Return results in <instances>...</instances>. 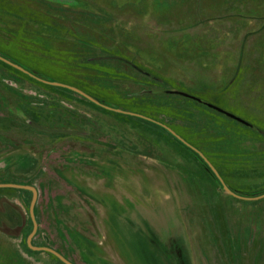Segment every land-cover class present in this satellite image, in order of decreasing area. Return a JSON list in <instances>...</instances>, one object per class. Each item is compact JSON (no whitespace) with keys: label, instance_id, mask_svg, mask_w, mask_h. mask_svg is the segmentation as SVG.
Segmentation results:
<instances>
[{"label":"rangeland","instance_id":"374dc122","mask_svg":"<svg viewBox=\"0 0 264 264\" xmlns=\"http://www.w3.org/2000/svg\"><path fill=\"white\" fill-rule=\"evenodd\" d=\"M0 55L46 81L116 96L135 86L104 59L128 60L175 90L220 95L223 110L264 131V0H0ZM9 66L0 60V183L38 189L35 246L74 264H138L127 242L103 239L100 223L91 221L97 207L84 203V186L91 193L103 173L115 170L138 197L164 184L176 206H158V213L170 223L181 214L194 264H264V198H235L172 137L67 98ZM156 101L173 104L165 125L183 129L212 164L240 169L228 179L237 191H264V162L254 163L247 143L243 151L230 131L247 133L196 104ZM55 125L73 133L56 134ZM255 159L264 160V150ZM29 199L0 188V264H61L27 248ZM110 240L119 256L109 253Z\"/></svg>","mask_w":264,"mask_h":264},{"label":"flooded vegetation","instance_id":"af4514ba","mask_svg":"<svg viewBox=\"0 0 264 264\" xmlns=\"http://www.w3.org/2000/svg\"><path fill=\"white\" fill-rule=\"evenodd\" d=\"M33 126L34 128L40 127L35 123ZM55 126L50 130L56 134L73 133L68 128ZM88 163L84 154V166L89 165ZM103 174L104 178L101 179L99 185L93 187L94 190L91 193L85 190L88 185L84 186V203L86 205L94 203L97 207L96 210L92 209L97 219L93 218L91 221L100 223L104 240L110 239L108 236L112 235V238L118 242H127L133 250L129 252L133 258H138V264H194L181 214L177 216L180 222L175 220L170 223L165 219L168 216L167 213H158V206L176 204L174 196L173 198L168 197L166 194L168 190L161 188L164 184L160 183L157 186L158 189L149 198L143 195L144 199L123 186L118 171L107 170ZM150 174L154 175L157 172L151 171ZM86 183L88 184V181ZM86 196L93 198L94 201L87 200ZM84 221L86 222L85 218ZM115 244V240L108 242L109 253L113 257L121 253L115 249Z\"/></svg>","mask_w":264,"mask_h":264},{"label":"trees","instance_id":"16d2710c","mask_svg":"<svg viewBox=\"0 0 264 264\" xmlns=\"http://www.w3.org/2000/svg\"><path fill=\"white\" fill-rule=\"evenodd\" d=\"M101 61H103V60H101ZM104 61H108L112 65H115L117 67V69H119L120 74L123 73L124 75H126L127 76L126 79L133 86H135L134 90H131L130 92L124 94L123 96H120V95L116 96L113 94H111V95L105 94V93H102L101 91H98L96 89L87 88V87H84V89L78 87L79 89H81L82 91H84L85 93H87L88 95L93 97L94 99L98 100L99 102L106 104L110 107L129 111V112L138 113V114L147 116L149 118H152L156 121H159L163 124H169V123H167V121L165 120L164 117L173 115V112L171 111V110H173L172 109L173 104L166 106V108L158 107L156 105V104H159V103H156L157 99H158V102H160V103L163 102V104H165V102H164L165 100H166V102H167V100H170L172 102L173 99H180L183 101H187L189 103L196 104V106L202 107L203 109H207L208 111H210L213 114L215 113L217 116L223 118L224 121L236 125L239 128V130L243 131L244 133H247L248 135H247V139H246V138H244V136L242 138V136H241L242 133H238L237 130L230 131L231 136L234 139V141H237L239 143L237 146H239V148H242L243 151H245L244 145L247 143L246 144L247 151L250 153H253V155H255L254 160H253L254 163H257V164L259 163L262 165V163L264 162V160H261V159L256 160L255 159V158H257L258 152L260 153L261 150H264V141H263L264 131L259 129L257 127V125H255V124H252L246 120H245V122L249 123V124H244V123H242V122H240L234 118H231L226 113L222 112L221 110H223V109L219 105H217V103L222 102V97L220 95L212 96V97H210V99L209 98L203 99L202 97L199 98V97L194 96L192 94L182 92V91H178V90H175L174 88L168 87V82L165 81L164 79H162L159 75H157L151 71H148L144 68H140L135 63L130 62L128 60H124V59H120V58L119 59H113L111 57V58L106 59V60L104 59ZM6 65L9 66L8 64H6ZM9 67L11 69L17 71L18 73H21V74L31 78L33 81L38 82L43 87H47L48 89H52V91H56V92H59V93L65 95L67 98L78 97L79 99H82L85 103H87V105H89L93 108H96V109H98V110H100L106 114L118 116L121 119L126 120V121L131 122V123L134 122V123H137V124L142 125V126L143 125L147 126V127H149V129H152V131H155L157 133L166 134L167 136L172 137L180 145L187 148L189 151L193 152L197 157H199V155L197 153H195L193 150H191L190 148L185 146L183 143H181L179 140H177L167 130L163 129L162 127H160V126H158L152 122H149V121H146L144 119L137 118V117L128 116V115H124V114H120V113H116L113 111L106 110L104 108L97 106L96 104L92 103L91 101L87 100L86 98L82 97L81 95H79V94H77V93H75L69 89L42 83V82L26 75L25 73L17 70L16 68H14L12 66H9ZM149 100H152V104H150L148 102ZM169 109H171V110H169ZM194 113H195L194 114L195 117H199V122H201L202 117L199 116L198 111L197 112L195 111ZM195 119H198V118H195ZM28 124L31 125L29 122H28ZM168 126H170L177 134L182 136L189 143H191L193 145H197L195 143V141L192 138H190L187 134H185L184 130L181 129L180 127L177 128L173 125H168ZM32 127H34V126H32ZM226 132H228V131L226 130ZM242 139H244V140L242 141ZM258 156H260V155H258ZM237 157H240V156H237ZM199 159L203 162V164L207 167L208 171L211 172V174L215 178L216 182H218L220 185V182L215 177L213 172L209 169L207 164L200 157H199ZM213 165L217 168V170L219 171V173L221 174V176L223 177L226 184L229 186V188L231 190H233L235 193H237L241 196L252 197L251 196V195H253L252 193H249V192L248 193H240V191H237V189L234 186H232L228 181L230 175L234 176V174H239V172H238V171H240L239 168H237V167L232 168L231 165L227 161L224 163V165H221V164L216 163V162L213 163ZM255 166H257V165H255ZM256 169H257L256 167L253 168V170L255 172L257 171ZM22 191L25 193H28L30 195V199H29V203H28V206H30L32 196H33L32 192L27 191V190H22ZM260 193H263L261 195H264V191H261ZM260 193H258V196H261V195H259ZM258 196H256V197H258ZM30 225H31V230H30L29 234H31V232L33 231V222H32L31 217H30ZM27 248L29 249L28 246H27ZM48 254L50 256L54 257L55 259H57L61 264H64L62 261H60L54 255H52L50 253H48Z\"/></svg>","mask_w":264,"mask_h":264},{"label":"water","instance_id":"95a60500","mask_svg":"<svg viewBox=\"0 0 264 264\" xmlns=\"http://www.w3.org/2000/svg\"><path fill=\"white\" fill-rule=\"evenodd\" d=\"M0 60L5 62L6 64L16 68L17 70L25 73L26 75H28V76H30V77L42 82V83L69 89V90L81 95L82 97L86 98L87 100L91 101L92 103L96 104L97 106H99L101 108H104L106 110L113 111V112H116V113H120V114H124V115H128V116H133V117H137V118H140V119H144L146 121L152 122V123L162 127L163 129L167 130L170 134H172L177 140H179L181 143H183L185 146H187L188 148L193 150L195 153H197L201 157V159L207 164L209 169L213 172V174L218 179V181L220 182V184L224 188V190H226L230 195L234 196L235 198H239V199H243V200H259V199L264 198V195H261V196H258V197H245V196H241V195L235 193L233 190H231L229 188V186L226 184V182L223 179V177L221 176V174L219 173V171L208 160V158L199 149H197L195 146H193L191 143H189L186 139H184L182 136L177 134L173 129H171L167 125H165V124H163V123H161L159 121H156V120H154L152 118H149L147 116L138 114V113L129 112V111H125V110H121V109L110 107V106H108L106 104H103V103L99 102L98 100L94 99L93 97H91L90 95H88L87 93H85L84 91H82V90H80L78 88H75V87H72V86H68V85H64V84H60V83H52V82L46 81V80L36 76L35 74L29 72L28 70L24 69L23 67L19 66L18 64L14 63L10 59H8V58H6V57H4L2 55H0ZM221 111L226 113L231 118H234V119H236V120H238V121H240V122H242L244 124H248L244 120L238 118L237 116H235V115H233L231 113H228V112H226L224 110H221ZM0 188H13V189L27 190V191L32 192V194H33L32 200H31V204H30V216H31V219H32V222H33V231L31 232V234L29 235V237L27 239L28 247L31 248V250H34V251L48 252V253L54 255L55 257H57L64 264H74L73 262L68 260L64 255H62L57 250H55V249H53L51 247L33 245V239L37 235L38 230H39V223H38V220H37V217H36V205H37L38 198H39L38 189L36 187H34V186L20 185V184H14V183L0 184Z\"/></svg>","mask_w":264,"mask_h":264},{"label":"crops","instance_id":"0c3cea01","mask_svg":"<svg viewBox=\"0 0 264 264\" xmlns=\"http://www.w3.org/2000/svg\"><path fill=\"white\" fill-rule=\"evenodd\" d=\"M0 184H9V183H0ZM15 184V183H14ZM20 185H22V184H20ZM19 190H21V189H19ZM35 238V237H34ZM34 240V239H33ZM37 253H39V252H44V251H36ZM63 255V254H62ZM69 260V259H68Z\"/></svg>","mask_w":264,"mask_h":264}]
</instances>
